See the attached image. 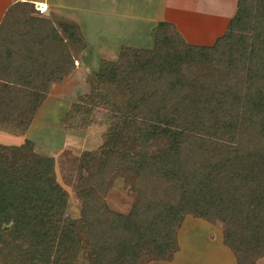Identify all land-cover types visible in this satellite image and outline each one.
<instances>
[{"label":"trees","instance_id":"trees-1","mask_svg":"<svg viewBox=\"0 0 264 264\" xmlns=\"http://www.w3.org/2000/svg\"><path fill=\"white\" fill-rule=\"evenodd\" d=\"M34 8L16 2L0 23V131L21 138L71 72L68 42L84 49L75 22L51 24ZM152 41L151 50L124 48L116 63L102 62L88 102L75 103L79 114L105 110L109 123L75 186L88 264L170 262L186 215L221 226L235 264H255L264 255V0H236L210 46L186 43L168 22ZM117 176L132 187L127 214L100 198ZM66 208L53 158L26 139L0 144V264H77L81 241Z\"/></svg>","mask_w":264,"mask_h":264},{"label":"rangeland","instance_id":"rangeland-1","mask_svg":"<svg viewBox=\"0 0 264 264\" xmlns=\"http://www.w3.org/2000/svg\"><path fill=\"white\" fill-rule=\"evenodd\" d=\"M232 2L233 0H190L189 2L185 0L183 4L184 16L182 17L189 21L191 24L190 29L196 30L200 35L208 29L207 27H209L207 19H209L210 16L217 15L218 11H222L221 28L223 31L227 17L230 16L232 12ZM38 15L49 19L51 24H53L58 17L69 20L66 17L54 13ZM198 15L203 16V18L197 20L196 17ZM86 24L87 23H85V28H83L82 34L84 36L82 39L84 44L83 51H74L73 48L77 50L75 44L70 45L68 42L67 47L69 53L73 57V67L71 72L62 77L61 80L55 84L57 86L53 88L51 86L48 93L45 95V98L40 103L29 128L25 131L23 135L24 138H19L14 141L13 137L7 136L9 135L7 134V131H0L4 133V135L0 134V144H21L22 141L26 139L32 143L33 153L53 158L56 181L67 193V208L64 216L65 222L71 224V227L78 230L79 239L81 241L77 264H88L89 256L87 243L84 238L83 224L79 218L80 201L75 197V186L77 185V179L83 173H80V166L84 161H82L83 156L86 154L99 155L100 148L106 141L109 123L106 117L107 112L105 110L91 106L90 114L82 111L81 114H79L76 112L77 109L75 103L79 99H86L88 102L91 91L90 81L100 70L102 62L116 63L119 58L122 57L120 56V52L124 48L131 49L132 51L141 50V48L123 46L129 42H131V44L134 43V39H127V34L126 41L125 39L121 41L120 39L118 40L117 32H109V36L113 40L108 43L109 39L107 41L103 33L100 38L97 37V33L102 28L97 26L98 23L91 22L88 27ZM109 27L110 24L104 29V31H110ZM190 29L188 28L189 31ZM57 32L61 35L58 29ZM141 35L142 42L150 47L152 44V32H150L149 35L143 32ZM147 36L148 45L146 43ZM117 43L119 44L117 45ZM110 44L113 45L111 46ZM112 47L114 48V51H111ZM143 50L147 51L148 49ZM126 71L129 72L128 70ZM135 123L138 128L143 127L141 123ZM154 125L168 127L172 131H178L174 122L165 123L164 121L159 120L155 122ZM148 128L149 130L151 129L150 126ZM132 139V137H129L124 142L130 151H132ZM131 190V184L126 178L124 176H117L113 179L110 185H108L106 192L101 191L100 198L108 211L127 214L133 203ZM186 217H190V215L184 216L183 220ZM181 226L182 223L176 232V239ZM185 232L187 237L191 238L193 242H197L193 250V256L203 255L206 247L201 250L200 248L206 244L208 238H212L211 235L215 234L213 239L216 241L219 239V232L223 237L221 226L205 222L201 219H197V223L194 226L186 224ZM185 232H181V241L183 233ZM184 243H188V240L185 239ZM192 249H190V251H192ZM263 257L264 255L262 258L258 259L255 264H261ZM148 264H151V262Z\"/></svg>","mask_w":264,"mask_h":264},{"label":"crops","instance_id":"crops-1","mask_svg":"<svg viewBox=\"0 0 264 264\" xmlns=\"http://www.w3.org/2000/svg\"><path fill=\"white\" fill-rule=\"evenodd\" d=\"M187 1L189 2L190 0ZM16 2H29L32 3L34 7L39 6L44 9L45 13H54L68 18L77 24L81 35L83 34L85 23H87L86 26L88 27L91 22H95L98 23V27H102L97 33L98 38H100L103 33L105 39L107 41L109 39L108 43H110L113 39L110 38L109 32H117L118 40L120 39L122 41L125 39L126 41L127 34V39H134V43L131 44V42H129L123 46L148 50L153 47V41L150 47L146 46V44L142 42L141 34L144 32L149 35L159 22L173 24L177 32L189 44L210 46L215 39L224 32L236 8V0H233L231 4L232 12L230 16L227 17L223 31L221 28L222 11H218L217 15L210 16V18L207 19L209 27L199 35L196 30L190 29L191 24L186 18L182 17L184 16L183 4L185 0H0V23L6 10ZM201 18H203V16L198 15L196 17L197 20ZM109 24L110 31H104ZM146 38V43L148 45V36ZM118 44L119 43H117V45ZM110 45L112 46L113 44ZM111 51H114L113 47ZM55 86L57 85H53L52 88ZM0 134L4 135L3 132H0ZM11 137H13L14 141L21 138ZM196 223L197 219L190 217H186L183 220L182 226L177 233L178 249L172 261H154L151 262V264H235V258L231 251L223 244L220 232L218 233L219 239L217 241L213 239L215 234L211 235L212 238H208L206 244L200 248L201 250L206 247L203 255L193 256V250L197 242H193L191 238L187 237L185 230L186 224L194 226ZM182 231L185 233H183L181 241L180 236ZM185 239L188 240V243H184ZM190 249H192V251H190ZM261 264H264V257Z\"/></svg>","mask_w":264,"mask_h":264},{"label":"built area","instance_id":"built-area-1","mask_svg":"<svg viewBox=\"0 0 264 264\" xmlns=\"http://www.w3.org/2000/svg\"><path fill=\"white\" fill-rule=\"evenodd\" d=\"M35 10H36L40 15H42V14L45 13V10L42 9V8H40L39 6H35Z\"/></svg>","mask_w":264,"mask_h":264}]
</instances>
